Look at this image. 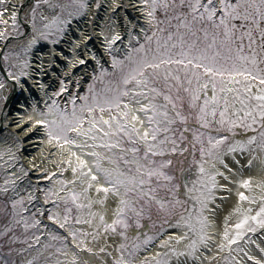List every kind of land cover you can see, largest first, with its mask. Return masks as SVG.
Returning a JSON list of instances; mask_svg holds the SVG:
<instances>
[{
	"label": "snow or ice",
	"instance_id": "snow-or-ice-1",
	"mask_svg": "<svg viewBox=\"0 0 264 264\" xmlns=\"http://www.w3.org/2000/svg\"><path fill=\"white\" fill-rule=\"evenodd\" d=\"M139 3L146 19L143 28L138 27V18L121 17L118 23L124 32L113 31L115 22L111 17L105 18L104 30L111 36L105 38V46L110 50L107 54L112 72L105 67L106 62L99 63V73H91L92 82L82 103L77 105L74 96L70 113L67 106L60 109L56 105L61 113L59 118L36 121L48 126L51 139L75 145L78 142L71 136H83L112 154L89 153L95 157V170L77 156L76 166L70 168L72 178L61 179L60 191L65 196L57 197L48 219L69 231L67 235L47 233L60 242L59 246L41 245L42 233L37 227L41 226V219L26 206V202L34 199L31 193L21 196L13 180L0 185V191L7 197L0 204V215L8 221L0 236L11 233L9 244L16 241L22 244L19 249L9 247L8 251L32 253L34 245L29 240L40 245L30 258L5 260L3 264H62L69 260L72 264H89L81 259L80 252H108L109 248L106 244L89 247L85 242L88 237L100 240L102 229L104 234L111 232L127 241L128 218L132 217L139 225L140 217L146 211L151 212L153 205L170 216L166 223L185 229V234L169 235L160 245L169 246L173 239L177 244L186 242L182 250L169 246L172 256L167 252L157 254L155 264H172V260L183 264L182 256L195 260L196 251L213 239L209 235L214 223L211 217L221 207L217 203L221 199L217 190H225L224 195L233 192L227 183H219L217 177L236 186L237 201L224 218L222 235L228 244L216 246H227L232 251L231 245L247 232L264 231V176L254 184V177L244 174L245 167L251 169L258 157L264 167L261 155L264 154V0H139ZM42 4L50 10V15L40 13L42 20L49 21L43 27H56L61 34L73 16H80L91 7L87 0H35L31 9L33 24ZM95 7L105 6L96 3ZM5 11L8 9L0 7V17ZM11 17L15 22V11ZM138 31L143 34L144 43H139ZM125 35L128 45L123 57L114 55V46L117 41L123 42ZM84 39L90 37L85 34ZM133 41L137 42L136 47L132 46ZM91 55L98 62L101 60L96 52ZM74 63L86 66L88 60L78 57ZM76 87H80L79 83ZM60 91L66 92L67 88L61 85ZM145 123L147 127H142ZM238 128L251 132L237 138ZM81 146L88 147L86 143ZM226 153L232 154L238 168L224 159ZM238 153L241 158L248 154L246 165L237 159ZM193 172L194 180L188 178ZM45 195L57 196L55 192ZM110 199L115 205V218L107 222L106 210L92 209L97 204L107 205ZM233 213L237 214L236 222L229 224ZM43 227L47 230V225ZM16 228H22L24 233L37 228V232L21 237L16 235ZM135 236L131 244L115 245L121 251L118 257H113L114 264H137L133 259L135 251L153 237L141 240L139 233ZM50 248L55 251H49ZM70 248L75 249L71 257ZM98 264H105L103 257Z\"/></svg>",
	"mask_w": 264,
	"mask_h": 264
},
{
	"label": "bare ground",
	"instance_id": "bare-ground-1",
	"mask_svg": "<svg viewBox=\"0 0 264 264\" xmlns=\"http://www.w3.org/2000/svg\"><path fill=\"white\" fill-rule=\"evenodd\" d=\"M26 1L8 0L6 5L8 11H5L2 17L5 24L14 25L18 21L27 23V13L30 11L31 3L28 5ZM32 2H35V0ZM88 3L91 7L86 9L82 15L75 16L65 32L60 33L57 40L50 44L43 41L39 42L35 35V29L24 39L20 38L21 35H16L5 43L8 35L4 32L5 28L0 27V53L3 48L2 55L9 48L16 49L24 45L30 59L26 64L27 71L24 72L27 75H21V73L8 75L5 78L4 87L0 88V128L2 127L0 129V166L5 172L6 180H13L18 185L17 192L25 196L31 193L34 199L30 204L33 208L43 212V216H47L50 206L45 201V187L51 186V188L57 190V195H61L63 192L60 191V181L61 179L72 178L70 168L76 166L77 156L81 160L88 161L87 167H92L95 170L93 165L95 157H92L89 153L100 151L105 154L106 150L100 147L97 142L85 139L83 136H71L72 139L78 142L75 145L63 144L49 137L47 125L37 124L36 121L59 118L56 115L57 112L54 111L56 104H53V102L57 98H59V102H63L73 96L72 88L69 93L65 92V94L60 95L63 82L67 83L64 85L66 88L73 86L74 91H80L87 80L91 79V73L99 69V63L106 62L105 65H107L108 54L106 53L105 38H111V36L104 30L105 18L111 17L115 22L113 31H121L122 33L124 30L120 28L118 23L121 17L125 19L138 18L139 28H143L146 23L144 14L140 11L142 5L139 0H89ZM96 3H100L105 7L96 9ZM117 3L120 4L119 8L116 7ZM12 11L16 13L15 22L11 17ZM42 12L48 14L50 10L44 7ZM77 21L79 22L77 23ZM55 32H58L57 29ZM85 34L90 39L85 40ZM137 35L143 37V34L139 31ZM124 37L128 41L127 35ZM78 41L80 43H77ZM92 52H96L101 58L99 62L92 58ZM117 53H120V51ZM78 57L87 58L88 64L85 66L74 63ZM1 63L3 65V56ZM77 83L80 85L79 88L76 87ZM141 119H144L143 115H141ZM84 143L88 147H82L81 144ZM93 145L96 146L93 147ZM247 155L245 153L244 158H241L238 153L237 159H240V162L246 165ZM261 155L264 156V154ZM224 159L228 161L231 167L238 168L232 154L226 153ZM69 160L72 162L71 165H69ZM218 166L221 170L228 171L223 168V165ZM244 174L252 175L255 184L261 176H264L261 159L259 157L255 159L251 169L245 167ZM76 175H79V172ZM231 175H233V179L236 178L234 174ZM217 180L219 183H227L233 189L231 195H224L225 190L223 189L217 190L218 195L221 197L217 203L221 207L215 217L211 218L220 227L210 226L209 235L213 239L211 243L201 246L196 251L195 260L191 256H182L180 260L183 264H222L226 256H232L235 260L234 264H259V261H264V251L261 250L264 249V231L262 230L253 233L248 240L247 237H244L241 250H234V244L231 245L232 251H229L227 246L224 248L216 246L220 243L228 244L222 235L224 218L232 211L237 201L236 186L223 177H217ZM70 186L72 185H68V187ZM77 187L82 186L77 184ZM255 190L259 191V189ZM54 202H57V199ZM244 204L247 206L248 202L245 201ZM97 210H106L107 222H111L115 218V205L111 199L107 205H95L92 211ZM236 216L237 214L233 213L228 223H235ZM44 223L45 225L58 226L55 221L44 220ZM96 223H100L99 217H97ZM85 227L88 228V226ZM64 231L67 235L69 229L67 228ZM88 231L91 232V228H88ZM128 233L130 232L128 231ZM134 233L132 231V234ZM234 233L235 229H232V234L234 235ZM173 234L183 235L185 229L176 228L174 225L168 226L157 238L150 241L147 248L138 255L137 264H141L145 260L148 262L153 261L159 253L167 252L169 256H172V253L169 252V246L182 250L186 242L177 244L175 239L170 242L169 246L162 247L160 245L161 240H165ZM101 236L102 238L97 241H93L91 237H88V245L92 248H99L106 244L109 248L108 252L94 251L89 253L83 251L79 255L82 260H87L89 264H98L101 257L104 258L105 264H114L113 257H118V253L121 251L115 245L124 242L125 238L116 236L111 232L104 234L102 229ZM69 239L71 240V237ZM123 251L125 253L124 249ZM33 253L24 255L22 259L30 258ZM252 257H255V259H252ZM125 259H127L126 253ZM62 264H72V261H62ZM172 264H176V261L172 260Z\"/></svg>",
	"mask_w": 264,
	"mask_h": 264
},
{
	"label": "rangeland",
	"instance_id": "rangeland-1",
	"mask_svg": "<svg viewBox=\"0 0 264 264\" xmlns=\"http://www.w3.org/2000/svg\"><path fill=\"white\" fill-rule=\"evenodd\" d=\"M8 0H0V7L5 8L6 4H7ZM44 5L42 4L40 8H37V16H36V22L35 24L32 23V13L31 10L29 11V18H30V22L32 24V26L35 28V35L37 38H41L40 36H42V40L44 43H52L54 41L57 40V38L59 37V34H55L52 36V34H46V30L49 31V28H45L43 27V25L48 24L49 21L48 20H42L40 18V13L42 11V7ZM33 7H35V4L33 5ZM32 7V8H33ZM31 8V9H32ZM85 10H83L84 12ZM45 14V13H44ZM47 15V14H45ZM1 20V18H0ZM0 26L6 27L8 28L5 24H3L2 22H0ZM39 32V33H38ZM6 34L9 35H18L20 34V31L17 27H12V28H8ZM43 34V35H42ZM47 37V38H45ZM139 43H144L143 37H141V40L139 41ZM132 46L136 47L137 46V42L133 41L132 42ZM24 45L20 46L16 49H11L9 48L3 56V68L5 67V69H7V71H5V74L7 73V75L12 76V75H16V74H20L21 72H26V64H28V62L30 61L29 57H28V52L27 50L25 51L24 49ZM126 48H124V50L120 51V53H117L116 51L113 52L114 55H120L121 57H123V54L125 53ZM130 51V49H128ZM25 51V52H24ZM7 57V58H5ZM21 59H23V63L20 61ZM24 64V65H23ZM105 67L108 68L109 72H112V65H111V60L110 57L108 56V60H107V65H105ZM25 68V69H24ZM97 73H99V69L97 71H95ZM110 77H105V80L109 79ZM5 76L1 71L0 68V84H4L5 83ZM92 80H87V82L85 83V86L82 88V90H78V91H74V87L73 86H69L67 87V91L66 92H70L71 88L73 91V96L72 97H77L76 100V104L79 105L80 103H82L83 101V97L85 96L86 93H88V85L89 83H91ZM99 81L97 82V84L99 85ZM67 83L63 82V85H66ZM67 93V94H68ZM65 94V92H60V95ZM72 97L67 98L65 101L63 102H59V98H57L54 102L56 105H59L60 109H64L65 106H67V111L70 113L71 109H72ZM53 102V104H54ZM146 102V101H144ZM55 105V112H57V116L60 117L61 113L57 110ZM105 119H107L108 117V110H105L104 113ZM145 127H147V124H144ZM258 127V125H257ZM105 131H108V129H105ZM251 132V130L248 131H244L242 129H237L236 135L237 138H241V136H247L249 133ZM227 134V133H225ZM254 134V133H253ZM128 146L131 147L132 144L131 142H127ZM106 155H111L112 153H109L106 151L105 153ZM4 171L2 170L1 166H0V185H3L4 181L6 180L5 176H4ZM189 179H195V173L193 172L189 177ZM72 187V186H70ZM55 192L57 193V190L55 188H51V186H46L45 187V193H52ZM20 194V193H19ZM9 195H11V192H9ZM21 196H25L20 194ZM46 196V195H45ZM65 196V192L61 193V195H57V196H46L45 201L47 204H50L49 206V211L47 213V216H41L40 215V211L33 208V206L30 203L26 202V206L29 208V210L32 213L36 214V217L41 219V226H37L39 229V233H42V235H40V240L42 241L43 244L47 243V244H54L56 246H59L60 242L58 241H54L49 235H47L48 232H51L53 235H55L56 233H59L60 235H65V231L67 229V227L63 230H61L59 228V226H54V225H47V230L43 227V225H45L44 220H47L49 222H52L53 220L48 219V215L52 212L53 208L55 207L57 202H54L57 197H64ZM7 199V197L5 196V194L0 191V204L3 203V201ZM178 210V209H177ZM129 220V229L127 231H129L130 233H128V238L127 241H124L126 244H131L134 239H136L135 233H139V238L141 240H143V238L145 237H153L152 240H154L155 238H157V236H159L168 226H170L169 223H166V221L170 220V216L168 214H166L163 210H158L156 205L152 206V210L151 212H145L143 216L140 217V222L139 225H137L132 217L128 218ZM7 219L3 216L0 215V232H3L4 228L3 226L7 223ZM213 227L215 228H219L220 225H216V222L213 223ZM16 235H19L21 237H23L24 235H28L31 236L32 234L37 232V228H32L29 229L27 233H24L22 228H16L14 229ZM132 231H134L135 233L132 234ZM252 232H247L245 237H247V240L250 238V236L252 235ZM11 236V233H8L6 236H0V264H3V262L5 260L9 261V262H13V261H18L21 260L22 257L24 255H30V253L25 252V253H20L18 251H13V252H9L8 248L11 247L12 249H19L22 244L20 241H16L14 243L9 244L8 242V237ZM151 240V241H152ZM242 240L237 241L234 244V250L238 251L241 250V243ZM28 243H32L34 245V248L32 250V252H35L36 249L40 248V245H35L34 241L29 240ZM148 243H142L139 247L138 250L135 251V255L133 257V259L135 261H137V257L138 255L143 252L147 246ZM42 244V245H43ZM125 253L127 255V259H128V248L125 247ZM49 251H55L54 248H50ZM227 259H224V261L222 262V264H234L235 260L233 259L232 256H226ZM148 264H155V260L153 261H149Z\"/></svg>",
	"mask_w": 264,
	"mask_h": 264
},
{
	"label": "water",
	"instance_id": "water-1",
	"mask_svg": "<svg viewBox=\"0 0 264 264\" xmlns=\"http://www.w3.org/2000/svg\"><path fill=\"white\" fill-rule=\"evenodd\" d=\"M2 70V72H4V70L3 69H1ZM4 75H5V77H6V74L4 73ZM0 129H2V128H0Z\"/></svg>",
	"mask_w": 264,
	"mask_h": 264
}]
</instances>
